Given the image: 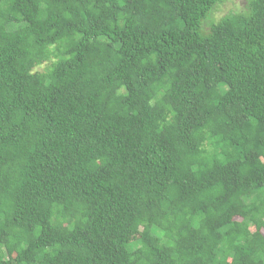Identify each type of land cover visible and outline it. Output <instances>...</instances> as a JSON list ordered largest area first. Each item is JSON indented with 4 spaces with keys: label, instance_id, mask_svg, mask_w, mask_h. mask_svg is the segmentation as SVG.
<instances>
[{
    "label": "trees",
    "instance_id": "obj_1",
    "mask_svg": "<svg viewBox=\"0 0 264 264\" xmlns=\"http://www.w3.org/2000/svg\"><path fill=\"white\" fill-rule=\"evenodd\" d=\"M228 1L0 0V264H264V0Z\"/></svg>",
    "mask_w": 264,
    "mask_h": 264
},
{
    "label": "rangeland",
    "instance_id": "obj_2",
    "mask_svg": "<svg viewBox=\"0 0 264 264\" xmlns=\"http://www.w3.org/2000/svg\"><path fill=\"white\" fill-rule=\"evenodd\" d=\"M247 0H231L224 4H222L219 9L215 12L216 19H220L221 17L228 14L230 11H237L243 8L246 5ZM54 60V59H53ZM51 64V62L42 64L34 69L36 72H44L46 68Z\"/></svg>",
    "mask_w": 264,
    "mask_h": 264
}]
</instances>
